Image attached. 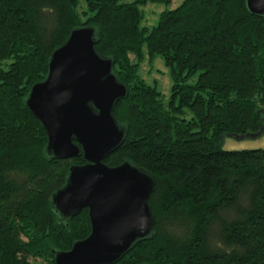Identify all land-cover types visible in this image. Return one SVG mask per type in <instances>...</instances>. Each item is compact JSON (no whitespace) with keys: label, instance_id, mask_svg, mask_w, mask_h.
<instances>
[{"label":"trees","instance_id":"trees-1","mask_svg":"<svg viewBox=\"0 0 264 264\" xmlns=\"http://www.w3.org/2000/svg\"><path fill=\"white\" fill-rule=\"evenodd\" d=\"M172 0H0V264H56L89 237V210L64 218L54 195L84 156L59 159L27 106L73 30H96L128 90L114 116L126 137L104 162L149 173L154 227L115 264H264V149L224 150L264 133V17L247 0H183L143 27V6ZM162 57L168 102L146 83Z\"/></svg>","mask_w":264,"mask_h":264},{"label":"water","instance_id":"water-1","mask_svg":"<svg viewBox=\"0 0 264 264\" xmlns=\"http://www.w3.org/2000/svg\"><path fill=\"white\" fill-rule=\"evenodd\" d=\"M247 6L264 17V0H247ZM96 44L94 28L73 30L52 54L46 79L27 98L48 134V153L59 159L83 155L88 162L71 167L65 187L54 195V206L64 218L88 209L92 232L70 251L56 252V264H115L154 227L148 203L155 190L153 177L130 162L116 167L104 162L125 140L114 110L128 90Z\"/></svg>","mask_w":264,"mask_h":264},{"label":"rangeland","instance_id":"rangeland-1","mask_svg":"<svg viewBox=\"0 0 264 264\" xmlns=\"http://www.w3.org/2000/svg\"><path fill=\"white\" fill-rule=\"evenodd\" d=\"M182 2L183 0H172L170 4L148 3L142 7L145 15L142 26L152 29L158 24L162 12L177 8ZM140 76L146 83L156 86L166 102L169 101L172 94L173 82L170 69L166 66L162 57H157L154 61L146 57L140 67ZM222 148L229 151L264 149V133L260 131L256 134L244 136H225L222 141ZM35 264L43 263L39 260Z\"/></svg>","mask_w":264,"mask_h":264}]
</instances>
